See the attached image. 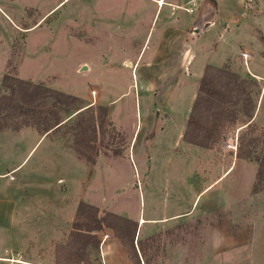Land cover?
I'll return each instance as SVG.
<instances>
[{"label":"rangeland","instance_id":"374dc122","mask_svg":"<svg viewBox=\"0 0 264 264\" xmlns=\"http://www.w3.org/2000/svg\"><path fill=\"white\" fill-rule=\"evenodd\" d=\"M2 1L0 78L8 73L73 95L81 111H61V124L41 137L34 126L4 128L9 132L0 133V264H102L99 244L105 233L116 237V222L112 227L103 224L97 231V246H80L72 241L69 232L80 202L75 205L72 196L87 194L77 188L75 180H85L89 169L98 172L91 187L100 192L93 199L101 204L104 195L106 200L98 208L99 216L116 214L112 211L117 206H125L136 218L144 203L147 208L144 181L152 189L164 178H174L170 169L167 171L165 159L177 148L174 141L178 140L179 128L185 126L195 98L201 64L203 68L209 64L230 70L241 82L237 88L232 87L234 98L223 109L211 107L205 112L215 126L214 136L207 148L211 151L207 154L208 168H203V173L194 170L192 182L210 181L231 165L236 152L249 150L251 156L247 158L235 156L241 162L220 184L236 194L249 185L250 194L259 196L258 214H264V189L251 192L258 163L260 183L264 185V79L250 72L254 54L264 74V34L257 28L264 26V0H156L158 5L165 3L153 19L157 5L152 0ZM164 11H170L177 24L176 76L169 70L162 72L163 63L157 57L167 15ZM109 13L112 15L106 16ZM192 26L199 32L191 36ZM190 42L195 46L190 47ZM189 59L190 64L186 63ZM122 60L130 64L126 66ZM172 67L168 68L171 72ZM262 91L259 115L253 119ZM158 125L163 126V134L155 138ZM91 130L95 140L86 153L92 155L88 162L74 152L71 140L77 134L92 137ZM133 130L137 135L134 143L132 139L129 143ZM131 142L140 151L143 170L137 166L135 154L132 159ZM150 145L152 150L148 149ZM99 171L108 179L104 191L101 180L105 178ZM117 186L119 191H115ZM127 194L131 195L129 200L125 199ZM60 197H64L66 210L72 208V202L74 209L72 213L67 210L59 237L48 238V221L57 216ZM256 221L260 232L256 230L254 253L264 250V220ZM196 230L197 225L190 222L177 232ZM154 240L151 236L138 242L141 249L145 245L149 248L141 253L147 264H152L159 251L153 248ZM58 245L65 247L56 250ZM122 246L129 251L127 243ZM80 252L84 259L77 260Z\"/></svg>","mask_w":264,"mask_h":264},{"label":"crops","instance_id":"0c3cea01","mask_svg":"<svg viewBox=\"0 0 264 264\" xmlns=\"http://www.w3.org/2000/svg\"><path fill=\"white\" fill-rule=\"evenodd\" d=\"M152 1L157 5L152 16L153 19L157 10L160 8L158 12L159 15L162 5L165 2L162 5H158L156 0ZM0 2L2 3L3 1L0 0ZM176 8L180 7L176 6ZM164 12H166L167 15L162 22L163 34L161 37V45L157 49V57L159 58L160 63H163L162 72L166 73L169 70L170 74L176 76L178 62L177 24L174 22V18H171L170 11ZM111 15L112 13H109L106 16ZM166 20H168L167 23L169 25L167 23L165 24ZM90 25L93 27V21L92 23L90 22ZM257 28L262 34H264V26H257ZM190 30L191 32L189 34L191 36L194 33L196 34L199 32L198 28L195 26H192ZM147 35L148 32L146 36ZM198 41H196L195 45L198 44ZM191 42L190 47L195 46ZM142 47L143 46L140 47L135 55L136 60L141 53ZM143 53L141 54V57L143 56ZM251 57H254V60L250 63V72L255 77L264 79V77H261L264 74H262L263 71L260 67L261 63L259 58L254 54H251ZM122 62L126 66L128 63L130 64V61L122 60ZM188 62L190 64L192 60L189 59L186 63ZM171 65H173V72H171V68L168 69ZM202 70L203 66L201 64L197 71L200 76ZM262 97L263 91L258 98L254 117H252L253 119L258 118ZM106 105L107 104L105 103L103 106ZM179 129V134L177 136L178 140L175 139L174 141L177 148L176 150H172L174 148L172 147L171 150L173 153L165 159L167 171L170 169L171 172L169 173L171 176L174 175V178L168 180L164 178L159 185L152 187V189L147 187V184L145 183L146 180L144 181V187L142 186V190L143 193L148 192L149 201L147 208H145L144 203V209L142 212L141 210L138 211L136 218L133 215L128 214L125 206H117L116 210L112 211L136 223L132 240L134 246L133 249L130 248L127 252L118 238L113 235L109 236L105 233L99 244L101 263L147 264L143 260L141 253H147L149 248L145 245L146 247L144 246L141 249L140 245L138 246V242L140 239L147 241V239L149 240L150 237L153 236L156 238V240H154L156 243H154L153 248L155 249L158 247L159 251L158 253H155L156 259L153 260L152 264H224L225 262L227 264H238L240 261L244 262V264H264V258H259L260 256L264 257V250H260L258 253L255 251L254 253L255 238L258 231V228H256V220H264V214L259 215L256 208V203L258 202L257 198L259 196L250 194L249 185H245V188L242 187L240 193L236 194L235 190L231 189V187L220 184L225 178H227V176L234 170L236 164L241 162V160L234 156L231 165L229 164L227 168L224 170L222 169L223 171L213 176L210 181L200 184V182H203V180H201L198 184H194L191 178L192 173L194 170L199 169H201L203 173V168H208L207 154L211 151L207 148L190 144L182 140L184 125ZM4 132L9 131L0 130V133ZM156 134H163V126H157L154 136L155 138L157 137ZM42 135L43 133H41L40 137ZM136 135L133 130L129 135L128 142L130 143L132 139L134 143ZM133 143L130 148L132 159L135 154L134 160L136 161L137 166L142 169L140 151L137 148V150L134 149ZM62 146L63 149H66L63 144ZM152 148L153 146L150 145L148 149L152 150ZM135 150L137 154L135 153ZM216 161L218 162V160ZM100 164L106 166L107 161L102 162V160H100ZM11 170L12 168L2 174H7ZM86 172L87 173H85L84 176L86 177L85 180L84 178H76L75 182L78 186L77 188L81 189V191H87V194L78 197L74 195L72 196L73 200L75 201V205L80 201L100 208L101 204H104L103 202L106 201L105 197L102 195L100 198L101 204H97L93 198H97V194L100 190L97 191L91 187V183L96 177L97 171L89 169ZM99 172L101 177L105 178L101 180V188L104 191V189L108 187V179L106 180V177L104 176L105 173L103 174L101 171ZM251 172L250 166L249 173L251 174ZM103 182L105 183L103 184ZM86 187H88V189H86ZM118 187L120 188V186H117L115 191H119ZM129 196L131 195L127 194L125 199L129 200ZM58 202L59 204L57 205L59 206V211L57 212V216L48 221L50 226L47 231L48 234H51L48 238L55 236L56 238L59 237V229H62L63 226L65 227L67 210L68 212L70 210L72 213L74 209V202H72V208L69 209L68 207L67 210L64 208V197H60V199L58 198ZM253 207H255V209ZM190 222H194L197 225V230L194 233L177 232L179 227ZM0 260H2V257H0ZM30 263L39 264L37 262Z\"/></svg>","mask_w":264,"mask_h":264},{"label":"trees","instance_id":"16d2710c","mask_svg":"<svg viewBox=\"0 0 264 264\" xmlns=\"http://www.w3.org/2000/svg\"><path fill=\"white\" fill-rule=\"evenodd\" d=\"M240 82L237 74L230 70L209 64L205 65L185 122L182 140L208 148L214 136L215 126L212 124L213 122L210 123L207 120L205 112L210 111L211 107L223 109V106L234 98V95L231 94L232 87L236 86L234 88H237ZM0 86L3 88L0 92V130L4 128L18 130L21 127L34 126L41 133L48 130L50 132L61 124V111L73 109L76 111L75 114L81 111L77 97L38 82H31L3 73L0 78ZM91 132L94 135L92 137L88 134L83 136L77 134L71 140V148L74 152L88 162L92 160V155L86 153L88 150H92L91 142L95 140L94 130ZM113 152L116 153V151ZM235 156L247 158L251 156V152L249 150L238 151ZM253 159L257 161L256 156H253ZM262 189H264V185L260 183L258 163L251 192ZM98 213L97 207L79 202L69 232L72 241L78 242L80 246L87 243L97 246L99 242L97 231H101L103 224L112 227L116 222L115 236L119 238L122 245L127 243V248L133 249L132 240L136 223L114 213L106 212L104 216H99ZM105 218H111V220L106 221ZM59 247L63 249L65 245H58L56 250ZM76 259H84V254L77 253Z\"/></svg>","mask_w":264,"mask_h":264},{"label":"built area","instance_id":"2783aa9c","mask_svg":"<svg viewBox=\"0 0 264 264\" xmlns=\"http://www.w3.org/2000/svg\"><path fill=\"white\" fill-rule=\"evenodd\" d=\"M9 176V178H11V175H8Z\"/></svg>","mask_w":264,"mask_h":264},{"label":"bare ground","instance_id":"6f19581e","mask_svg":"<svg viewBox=\"0 0 264 264\" xmlns=\"http://www.w3.org/2000/svg\"><path fill=\"white\" fill-rule=\"evenodd\" d=\"M129 64V63H128Z\"/></svg>","mask_w":264,"mask_h":264}]
</instances>
